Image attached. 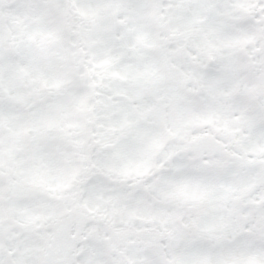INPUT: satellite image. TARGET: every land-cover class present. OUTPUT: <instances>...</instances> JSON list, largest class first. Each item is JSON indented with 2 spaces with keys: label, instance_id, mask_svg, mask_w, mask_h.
I'll list each match as a JSON object with an SVG mask.
<instances>
[{
  "label": "snow or ice",
  "instance_id": "6c2138e0",
  "mask_svg": "<svg viewBox=\"0 0 264 264\" xmlns=\"http://www.w3.org/2000/svg\"><path fill=\"white\" fill-rule=\"evenodd\" d=\"M0 264H264V0H0Z\"/></svg>",
  "mask_w": 264,
  "mask_h": 264
}]
</instances>
